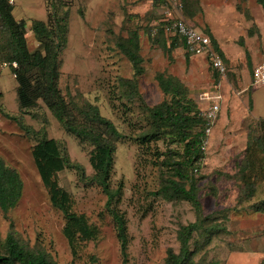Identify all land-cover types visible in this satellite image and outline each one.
Listing matches in <instances>:
<instances>
[{
    "label": "rangeland",
    "instance_id": "rangeland-1",
    "mask_svg": "<svg viewBox=\"0 0 264 264\" xmlns=\"http://www.w3.org/2000/svg\"><path fill=\"white\" fill-rule=\"evenodd\" d=\"M62 1L69 3L68 44L60 56L62 93L73 107L98 106L101 114L124 134L117 142L111 185L116 189L122 183L118 206L127 218L128 264H165L168 249L177 251L180 247V227L197 218L190 202L170 201L155 193L164 174L163 156L157 158V149L166 151L167 141L144 145L140 142L139 137L153 126L149 108L172 99L159 86L156 75L160 72L179 79L187 90V98L201 110L208 106L201 98L202 92L222 83L221 111L203 148L201 166L194 172L204 213L223 211L226 218L219 221L228 230L214 236L211 244L195 255V261L260 264L264 259V212L255 211L252 205L264 199V178L260 169L248 172L250 182L254 181V195L247 198L249 187L239 176L246 161L248 133L264 117V85L253 87L254 67H242V62L236 61L232 64L223 56L228 71L221 77L207 59L195 60L196 55L188 53L179 39L173 41V47L174 38L167 37V47L172 48L167 52L163 47L165 39L153 35L151 28L159 24L167 9L173 8L171 3L164 5L152 0H50L49 3L53 7ZM14 7L16 18L27 21L30 50L37 49L39 41L30 27L32 20L47 19L46 0H16ZM65 10L67 7L60 8V13ZM134 30L140 37L145 68L137 78L132 63L118 45ZM3 40L0 34V43ZM135 84L137 92L134 90L130 99L127 92L133 91ZM16 88L11 65L0 61V156L18 171L24 182L18 203L8 212L0 211V239L4 240L11 231L22 244L45 251L56 264H121L120 244L106 210L108 196L96 184L81 180L75 169L66 168L57 174L59 184L73 196L74 210L86 214L98 226L97 237L88 241L79 255L72 253L63 234V213L52 205L32 154L36 138L5 115V112L11 116L22 114ZM253 93L254 110L250 109ZM23 120L36 130H46L47 136L55 138L75 162L85 167L88 175L93 174L92 146L81 144L68 133L42 100L23 114ZM261 158L264 156L259 154L256 160L260 162Z\"/></svg>",
    "mask_w": 264,
    "mask_h": 264
},
{
    "label": "trees",
    "instance_id": "trees-1",
    "mask_svg": "<svg viewBox=\"0 0 264 264\" xmlns=\"http://www.w3.org/2000/svg\"><path fill=\"white\" fill-rule=\"evenodd\" d=\"M49 1L46 0L47 19L32 20L30 30L39 41V47L30 50L27 21L16 18L14 4L9 0H0V34L4 36V40L0 43V61L11 65L17 81L19 111L22 113L20 116H11L5 112V115L15 119L26 133L36 138L32 154L52 205L63 213L65 218L63 234L72 253L79 255L85 244L97 237L98 226L92 223L86 214L74 210L73 196L59 184L57 174L66 168L75 169L81 180L96 184L108 196L106 210L115 226L121 249V264H128L130 238L127 218L118 206L119 196L123 190L122 183L116 189L111 185L117 142L124 138V134L111 119L101 114L98 106L89 104L85 107H73L62 93L59 86L60 56L68 44L69 3L62 1L51 7ZM155 1L164 5L170 3L169 0H152ZM244 1L239 0L237 3L240 11L245 10L242 6ZM257 1L264 9V0ZM198 3L199 0H181V11L188 22L196 14L193 10ZM63 7H67V10L61 14L60 8ZM245 13L247 14V11ZM155 28L156 32H154ZM151 31L157 38L166 40L169 37L164 30L162 20L159 24L153 25ZM203 32L210 36L214 50L222 57L228 68L216 39L210 33ZM171 38H174L171 40L173 44L174 40L179 39L186 47L183 39ZM165 40L163 47L167 52H171L172 48L167 47ZM118 45L132 63L135 77H140L145 68L137 30L132 31ZM187 52L191 53L188 50ZM246 55L248 66L252 68L248 51ZM14 62L17 65H13ZM156 79L162 91L166 95H171L172 99L164 100L149 108L153 126L139 137L143 145L160 140L167 141L166 151L157 149V158L163 156L161 165L164 174L162 183L155 193L170 201L186 200L197 214L195 221L180 227L178 231L180 247L177 251L173 248L168 249L165 264H199L195 261V255L211 244L214 236L228 230L223 221H219L221 218H226V214L223 211L205 214L199 198L198 178L194 170H199L204 157L202 142L205 137L206 120L201 115V109L187 98V90L179 79L163 72L158 73ZM134 90L137 92V84L133 85V91L127 92L128 98L131 99V96L135 95ZM39 100L43 101L68 133L73 134L81 144L88 143L92 146L90 163L93 174L88 175L85 167L75 162L55 138L47 136L46 130H36L24 122L23 114L36 107ZM252 108L253 103L250 100V109ZM174 144L176 146H173ZM259 154L264 156V117L259 118L248 133L246 161L239 172L240 179L246 181L249 187L247 198L254 195V181L250 182L251 175L248 172L260 169L262 179L264 178V158H261L260 162L256 160ZM257 177L259 175L255 178ZM23 188L21 175L0 156V211L8 212L18 203ZM252 206L255 211L264 212V199ZM0 264L56 263L45 251L31 249L22 244L10 231L4 240L0 239ZM260 264H264V259Z\"/></svg>",
    "mask_w": 264,
    "mask_h": 264
},
{
    "label": "crops",
    "instance_id": "crops-1",
    "mask_svg": "<svg viewBox=\"0 0 264 264\" xmlns=\"http://www.w3.org/2000/svg\"><path fill=\"white\" fill-rule=\"evenodd\" d=\"M238 1L199 0L198 6L193 10L196 14L189 21L200 30L210 33L232 64L242 62V67H249L246 55L248 51L254 67L264 59V9L257 0H245L242 4L245 10L240 11L237 8ZM179 14L183 17L181 9ZM193 55H196L195 60L203 62L207 59L209 62L206 55ZM252 103L254 110L256 108L254 93Z\"/></svg>",
    "mask_w": 264,
    "mask_h": 264
},
{
    "label": "built area",
    "instance_id": "built-area-1",
    "mask_svg": "<svg viewBox=\"0 0 264 264\" xmlns=\"http://www.w3.org/2000/svg\"><path fill=\"white\" fill-rule=\"evenodd\" d=\"M16 0H9L14 4ZM173 4V8L165 11V16L161 19L164 22V30L169 37H179L186 44V49L193 54L206 55L211 67L221 77L227 74V66L214 50L210 36L195 27L192 23L185 20L179 14L181 9V0H169ZM156 32V28L154 29ZM13 65H17L16 62ZM253 85H264V59L253 68ZM201 98L207 101L208 106L201 110V115L206 120L205 137L203 139V148L209 142V136L219 117L221 111V102L223 95L221 93V82H217L211 89L202 93Z\"/></svg>",
    "mask_w": 264,
    "mask_h": 264
}]
</instances>
